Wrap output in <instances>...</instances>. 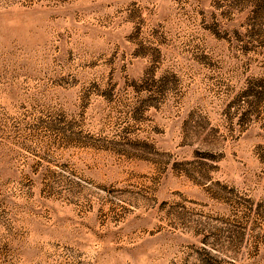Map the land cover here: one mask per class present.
<instances>
[{"label":"rangeland","instance_id":"rangeland-1","mask_svg":"<svg viewBox=\"0 0 264 264\" xmlns=\"http://www.w3.org/2000/svg\"><path fill=\"white\" fill-rule=\"evenodd\" d=\"M0 264H264V0H0Z\"/></svg>","mask_w":264,"mask_h":264}]
</instances>
